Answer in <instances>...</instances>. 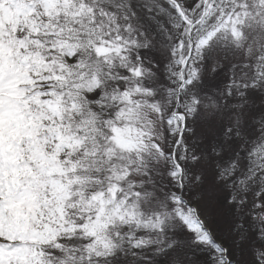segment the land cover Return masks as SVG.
Masks as SVG:
<instances>
[{
  "label": "snow or ice",
  "instance_id": "snow-or-ice-1",
  "mask_svg": "<svg viewBox=\"0 0 264 264\" xmlns=\"http://www.w3.org/2000/svg\"><path fill=\"white\" fill-rule=\"evenodd\" d=\"M0 264H264V0H0Z\"/></svg>",
  "mask_w": 264,
  "mask_h": 264
}]
</instances>
